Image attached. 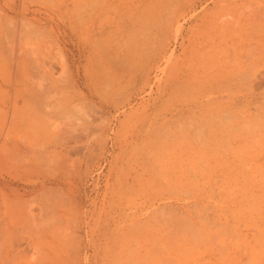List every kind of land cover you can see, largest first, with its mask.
I'll list each match as a JSON object with an SVG mask.
<instances>
[{"label": "rangeland", "instance_id": "rangeland-1", "mask_svg": "<svg viewBox=\"0 0 264 264\" xmlns=\"http://www.w3.org/2000/svg\"><path fill=\"white\" fill-rule=\"evenodd\" d=\"M0 264H264V0H0Z\"/></svg>", "mask_w": 264, "mask_h": 264}, {"label": "bare ground", "instance_id": "bare-ground-1", "mask_svg": "<svg viewBox=\"0 0 264 264\" xmlns=\"http://www.w3.org/2000/svg\"><path fill=\"white\" fill-rule=\"evenodd\" d=\"M7 58H8V57H7ZM14 74H15V73H14ZM16 74H18L17 71H16ZM12 77H13V76H12ZM17 81H19V80H17ZM15 108H16V107H15ZM9 109H10V108H9ZM16 112H17V110H15V113H16ZM15 118H16V117H15ZM11 120H12V119H11ZM44 120H45V119H44ZM46 122L48 123V121H46ZM49 122H50V121H49ZM51 122H52V121H51ZM51 122H50V123H51ZM53 122H54V121H53ZM12 123H13V121H12ZM47 123H46V124H47ZM61 124H62V123H61ZM41 125L43 126V124H41ZM47 125H48V124H47ZM64 126H66V125H64ZM67 126H70V125H67ZM67 126H66V127L58 126L59 128L62 127L63 129H59V130H61V131L58 132L57 135H56L55 133L57 132V130H58L57 128H58V127H57V126H56L57 128L54 127V128L56 129L55 133H54V128L51 129L50 131L54 133V134L52 133V135H55V138H56L57 136H59V138H60V139H58V138L55 139V138L53 137L52 139H54L55 141H57V139L60 140V141L62 140L63 142H65L64 140H66V142H69V141L72 142V140L74 141V139H75L77 136H76V137H73V136L71 137V136H69L67 133L69 132L70 134H71V133L74 134V133H73L74 131H73L72 127L70 128V127H67ZM35 128H36V127H35ZM73 128H74V126H73ZM49 129H50V127H49ZM74 129H75V128H74ZM52 130H53V131H52ZM70 130H71L72 132H70ZM50 131L48 130L49 133H50ZM75 131H76V129H75ZM65 133H66L67 135H66ZM77 133L80 134V132H76V135H78ZM33 134H34V132H33ZM72 134H71V135H72ZM48 135H51V134H48ZM68 136H69V137H68ZM80 136H81V135H80ZM78 138H79V140H80L81 137H78ZM78 138H76V140H77ZM49 139H51V138H49ZM69 139H72V140H69ZM17 140H18V139H17ZM67 140H69V141H67ZM76 140H75V141H76ZM50 141L52 142V140H50ZM17 142H18V141H17ZM66 142H65V143H66ZM76 142H78V140H77ZM60 144L62 145L61 147H65V148H68V147H69V146H68V147L63 146L62 143H60ZM66 144H68V143H66ZM66 144H65V145H66ZM69 144H70V143H69ZM71 144H73V142H72ZM70 146H71V145H70ZM75 146H76V145H75ZM61 147H60V148H61ZM26 148H27V147H26ZM65 148H61V149H65ZM79 148H80V147H79ZM81 148H82V147H81ZM69 149H70V148H69ZM73 149H74V146H73ZM75 149H76V147H75ZM71 150H72V148H71ZM34 151H35V150H34ZM34 151H33V152H34ZM72 152H73V151H72ZM35 153H36V152H35ZM60 156H61V155H60ZM34 157H35V156H34ZM60 158H61V157H60ZM55 159H56V157H55ZM49 164H50V163H49ZM48 171H49V170H48ZM18 209H19V208H18ZM15 234H16V233H15ZM38 236H39V235H38ZM34 248H35V246H34ZM36 252H37V251H36ZM35 254H36V253H35ZM12 259H13V258H12ZM34 259H35V258H34ZM7 262H8V261H7Z\"/></svg>", "mask_w": 264, "mask_h": 264}]
</instances>
